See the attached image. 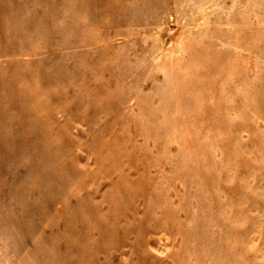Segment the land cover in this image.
<instances>
[{
    "label": "rangeland",
    "instance_id": "374dc122",
    "mask_svg": "<svg viewBox=\"0 0 264 264\" xmlns=\"http://www.w3.org/2000/svg\"><path fill=\"white\" fill-rule=\"evenodd\" d=\"M0 264H264V0H0Z\"/></svg>",
    "mask_w": 264,
    "mask_h": 264
}]
</instances>
